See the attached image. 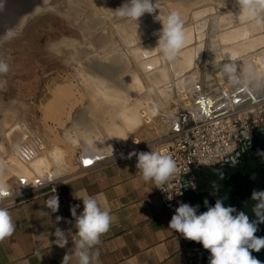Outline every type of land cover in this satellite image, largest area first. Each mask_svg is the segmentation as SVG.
Listing matches in <instances>:
<instances>
[{
  "label": "rangeland",
  "instance_id": "rangeland-1",
  "mask_svg": "<svg viewBox=\"0 0 264 264\" xmlns=\"http://www.w3.org/2000/svg\"><path fill=\"white\" fill-rule=\"evenodd\" d=\"M10 1L6 0V7L4 6V9L0 11V19L4 17L10 18L13 13L16 14L15 12L18 11L19 7H15L14 11L9 9ZM15 1L11 2V7L13 4H17L18 6V1H16L17 3ZM73 1L82 10L87 12L89 17L87 20H84L85 17L73 19L66 4L62 0H49L47 4L53 6L54 9L51 7L48 10L40 12L35 18L26 23L17 35L4 41L0 45V60H3L9 65V71L6 74H0V83L3 84V86H0L1 164L5 163L9 167L14 163L18 164L21 162L20 164L25 163L24 165H27L24 160L26 159L27 161L30 160L31 165L33 160L35 161L37 157L42 156L44 153L48 156L56 153L54 149L57 144L59 146L56 148L61 146L63 148L61 153L66 152L62 159L69 160V162L59 165L62 174L55 178V181L53 180L47 183L43 181L39 187L33 188L17 176L7 178L5 182L10 187L11 195L0 200L1 202L31 192L46 184L55 183L62 179H69L76 175L80 170L77 161L85 157L84 145L89 140L87 133L91 130L99 131H96L97 136L99 135L100 137L98 143L102 141L100 143L102 144L105 141L110 143L111 146H115L116 152L111 156H115L117 153L120 156H128L130 152L135 150H142L144 152L158 150L163 145L164 139L172 132L171 124L176 121L175 113L185 103L182 101L183 93L179 97L173 94L178 87L183 89L187 99L190 96L191 102L194 101L193 103H195V96L198 95V91L193 85L188 87L192 82H195V86L198 84L206 91L205 95L210 94L211 90L215 89L220 92L223 87L228 89L227 94L230 96L237 92L236 85L230 84L225 77H218L220 73L215 64L218 65L228 62L224 54H233L234 52L231 50H234L235 47L239 49L242 42H244L240 41L233 44L223 43L221 41L222 34L226 30H233L236 33L245 35L247 34L246 26L250 23H239L234 18L230 25L224 26V22H217V15L221 16L218 8L214 9L211 14H204L197 19L193 16L197 8L191 9L183 22L185 23V30L187 28H193V35L190 38L193 39V43L183 48L174 61H167L162 57L159 50L156 49L158 35L154 33H158L162 28V24L156 21L154 17L159 14L158 11H160L161 16L169 13L171 11L169 3L167 4L165 1L158 2L159 10L155 12L156 14L145 13L135 23L114 16L112 10L121 6L125 0H99L104 4L102 7L98 6L96 3L97 0H83L82 3L77 0ZM93 4H96V6H93ZM108 7L110 9L109 12L105 10ZM222 16L225 15L223 14ZM91 17L93 18V25L96 26L90 25L94 29L96 28L95 30L97 31L89 32L87 29H84L85 25L91 23V21L89 22ZM225 22L228 23V21ZM151 24L155 26L152 28ZM7 25L9 26V23H0V32H4V28ZM256 33V38H263V42L251 52V56L255 55V57L264 51V19L259 23V31ZM98 36H101L104 40L102 45L94 41L91 45L89 43L90 40ZM139 45L144 46L143 49H137ZM86 46H88L90 52L89 56L96 59L99 63L115 64V67L126 68L121 74H115L112 77L113 82L116 83L125 77H135V79L142 83L139 99L141 98L143 102L146 101L147 106L150 105L149 101L154 100L161 106V111L159 110L151 114L153 116L152 122L149 124L142 123L137 128H134L133 131H128L125 134V141L128 144L127 148H122L119 144L116 145L115 140L108 130L113 127L124 126L121 123L120 109L107 106L108 109L106 108L105 114L103 113V118L106 120L108 118L107 116H109L111 119L108 121V125L111 126L109 128L103 124L102 119H95L96 117L91 118L92 120H90L89 126L87 124L80 127L76 125V114L82 110L86 112V109L90 112L93 107V103L90 101V94L87 92L85 86L82 85L81 75L83 74L81 73L83 72L80 68V63L74 58L75 56L79 58L78 52L81 49L80 47L83 48ZM186 52L188 54L186 57L188 58L190 54L195 64L183 72L182 66L186 61L184 59ZM213 52L217 53L216 57ZM242 59V54L235 55L233 62L236 63ZM257 65H259L260 71L264 72L263 64L256 63L255 66ZM237 75L239 77L242 76L238 65ZM151 77L158 82L154 83ZM222 80H226V85L224 83L223 85L220 84ZM71 83L73 84L71 90L75 94L73 95V101L78 102V106L71 110L68 119H64V122L67 126L74 125L76 127L73 137L68 128L65 129L69 131L67 136L64 134V130L58 129L43 110L52 100L53 92L56 88L70 85ZM168 91L169 97L167 96ZM200 95L202 94L200 93ZM134 101L131 99L128 106H134ZM140 110L141 108L139 112ZM171 114L174 115L170 118L169 116ZM13 129H16L24 140H20L19 143L14 144L10 137V132ZM25 140L33 143V145L27 146L29 142L27 143ZM40 147H43V149L40 150ZM28 149L37 151L39 155L32 154V157L29 156L28 154L31 151ZM104 159L94 160L103 161ZM33 165L27 168L35 171ZM55 166H58V164ZM43 170L40 171L43 172ZM208 170L203 168L198 171V174L208 173ZM41 176L38 175V178L44 180V173ZM204 188L205 190L201 193L203 201L205 199L208 200V190L206 191V186Z\"/></svg>",
  "mask_w": 264,
  "mask_h": 264
},
{
  "label": "bare ground",
  "instance_id": "bare-ground-1",
  "mask_svg": "<svg viewBox=\"0 0 264 264\" xmlns=\"http://www.w3.org/2000/svg\"><path fill=\"white\" fill-rule=\"evenodd\" d=\"M14 1H10V4L9 3L8 4L10 5L9 9L13 11L15 7H19L18 11L15 12L16 14L13 13V15L10 16V18L4 17L0 19V23H9V26H11V27H9L8 25L5 26L6 28H4L5 29L4 32H0V45L4 41L9 40L13 38L15 35H17L23 29L26 23H28L30 20L35 18L40 12L48 10L51 7L53 8V6L47 4L49 0H16L18 1V6L17 4L16 5L13 4L14 7L13 6L11 7V4H12L11 2H14ZM62 1L64 4H66V7L70 11L71 17L73 19H77V18L79 19L80 17H83V18L85 17L86 19L84 18V20H87V18H89L87 12L82 10V8H80V6H78V4L75 3L73 0H62ZM77 1L82 3L83 0H77ZM162 1H165L167 4L169 3V6L171 7V11L173 10L178 11L181 14L182 20L187 18L188 13L191 9L197 8V11H195L193 14L194 18L197 19V18H200L204 14L206 15L207 13L211 14V12L214 9L218 8L221 12L220 14L221 16L217 15V22L218 23L224 22L223 23L224 26L230 25L233 22L232 20H234L235 18L234 15L237 14L239 11L236 0H157V3L162 2ZM96 3L98 4V6H101V7L104 6L103 2L99 0H97ZM93 6H96V4H93ZM105 10H107L108 12L110 11L109 7L105 8ZM92 13L94 14V12ZM223 14L225 16H222ZM91 18L89 20V22L91 21V23H88L87 25H85L84 29H87L89 32L97 31L95 30L96 28L94 29V27H91L93 25L92 23L93 18L92 19ZM225 21H228V23ZM82 22H83V19H82ZM247 23H250L249 25L246 26L247 34L241 35L239 33H236L233 30L232 31L226 30L221 36V41L223 43L233 44L236 42L244 41L242 42V45L239 49L235 47L234 50H231L232 52L235 53V55H239V54L243 55V59L237 61L235 64L239 66V70L242 74L240 79L244 82L240 84H236L237 92L231 96L227 94L228 89H226V87H223L222 91L220 92L216 89L211 90L210 94L204 96L207 99L202 101V103L205 106H203V104L196 106V104L193 103L194 101L191 102L190 96H188L189 99H187L186 95L184 94L183 89H180L181 87L180 88L178 87L173 94L179 97V95L183 93L182 101H184L185 103H184V106L179 108L177 113H175V120L177 121V123L179 119H181L182 117L185 118L186 115L192 116L193 118L200 120L201 118H203L204 108H205L204 111H206L208 114L218 113L221 111H228V110L233 109L235 107L236 102L244 101L247 95L252 96L254 98V101L257 100L256 96H261V97L264 96V72L260 71L261 69L259 65L255 66L256 63H261L264 66V51L260 52L258 54L259 56H256V57L255 55L251 56V52L253 51V49H255L259 44L263 42V38L261 37L256 38L257 37L256 32L259 31V24H257L256 21H249ZM153 24H151L152 28L155 26V25L153 26ZM93 26H96V25H93ZM10 29H14V30H10ZM185 31L187 34V43L185 47H188V45L193 43V39H190L192 38V35H193V28H187V30ZM93 41L100 43L101 45L104 42L101 36L92 38L89 43L92 45ZM130 42L133 43L132 41ZM143 47L144 46L139 45L137 49L141 50L143 49ZM80 48L81 49L78 52L79 58H77L76 56L74 58H76L80 63V68L83 72L81 73L83 74L81 75L82 85L85 86V88L87 89V92L90 94L89 95L90 101L93 103V107L90 112L87 111L86 109V112H84L85 110L84 111L82 110L76 114V118H77L76 125L78 127L84 126L86 124L87 126H89L90 120H92L93 117H96L95 119H98V118L100 120L102 119L103 124L107 128H109L111 126L108 125L109 124L108 121L111 119L109 118V116H107L108 118L104 116L106 120L103 118V115L105 114L104 112L106 111L107 106L120 109L121 110L120 111L121 123H123L124 126L121 125L119 127H113L108 130L110 131L112 138L115 140L116 145L119 144L122 148H127L128 144H127V141H125V136H126L125 134L128 133V131H133L134 128H137L142 123L149 124L150 122H152L153 116L151 114L156 113L159 110L161 111V106L155 100L149 101L150 105L147 106L146 101L143 102L141 101V98L139 99L140 90L142 89L141 88L142 83L138 81L137 79H135V77H125L116 83L113 82L112 77L115 74H121L124 71V69H126L125 67H115V64H109V63L101 64L96 59L91 58L89 56L90 52H89L88 46L83 47V48L80 47ZM187 55H188L187 52L185 56L183 55L184 59H186V61L184 60L185 62L182 66L183 72L186 71L185 69H190V67L194 66L195 64L193 57L189 54L187 58L186 57ZM152 66H151V69H152ZM98 75H101V76H98ZM218 77L223 78L224 76L221 74H218ZM151 78L153 79V77ZM153 82L157 83L158 81L156 79H153ZM223 83L226 85V80H222L220 84L223 85ZM71 84L56 88V90H54L53 92L52 100L44 107L43 110L46 116L55 123L58 129L64 130L65 131L64 134L67 136L69 131L65 129L68 128L71 131V134L73 137L75 135L74 129H76V127H74V125L67 126L66 123L64 122V119L66 118L68 119L71 110L74 107L78 106L77 105L78 102L76 103L75 101H73V95L75 94H73V90H71L73 88L72 87L73 84L72 85ZM191 85L195 87V82H192L191 84H189L188 87ZM168 95H169V91H168L167 96ZM198 98L201 99L202 97L198 94ZM131 99L135 100L134 101L135 104H133L134 106L132 107L128 106V103L130 102ZM195 99L197 100V95L195 96ZM82 101H79V102H82ZM207 101L209 104L208 106H206L205 104ZM140 108L141 110L139 112ZM173 115L174 114H171L169 117L171 118ZM90 127L92 129L91 125ZM91 131L87 133V135H89L88 137L89 140L86 141L84 145L85 157L82 160L77 161L79 165L81 162H83L87 158L104 159V158H107V156L109 157L111 155H114L116 152L115 146L114 147L111 146L110 143H107L105 141L102 144H100L102 141L98 143V140L100 138L99 135L97 136V133H96V131L98 130L96 131L91 130ZM100 136L102 135L100 134ZM10 137L14 144L19 143L20 140H24V138L21 137V135L16 129H13L10 132ZM26 142L25 144H27L29 141L27 143ZM96 143L97 145H95ZM31 144L33 145V143L29 142L27 146H32ZM57 146L59 145L57 144ZM57 146H55V149H54L57 154L54 153L53 155L48 156L44 153L42 156L37 157L35 161L33 160V163L31 165H30L31 163L30 160L27 161L26 159H24L27 165H24L25 163L20 164L21 162H19L18 164L14 163L13 165L8 167L5 165V163L1 164L2 160L0 159V168H2L3 170L2 174H0V180H3L5 182L7 178L12 177V176H17L23 182H27L33 188L39 187L43 181L44 182L46 181V183L49 181L52 182L55 178H57L60 174H62V170H61V167H59V165L69 162V160L62 159V157H64L66 154V152L61 153V150H63L62 146L56 148ZM41 149H43V147H40V150ZM112 149H113V152H112ZM28 150L31 151V149H28ZM32 154L39 155L37 154V151L35 150L31 151V153L28 155L31 156ZM56 164H58V166H55ZM32 165L34 166L33 169L35 171H33L32 169L29 170V168H27L28 166L31 167ZM40 170H43V172H41ZM43 173L45 175V178L44 180H41L40 178H38V175L41 176ZM41 178L43 177L41 176Z\"/></svg>",
  "mask_w": 264,
  "mask_h": 264
},
{
  "label": "clouds",
  "instance_id": "clouds-1",
  "mask_svg": "<svg viewBox=\"0 0 264 264\" xmlns=\"http://www.w3.org/2000/svg\"><path fill=\"white\" fill-rule=\"evenodd\" d=\"M236 3L239 11L234 16L239 23L256 21L259 24L264 19V0H236ZM5 4L6 0H0V11L4 9ZM157 10H159L157 0H125L121 6L112 11L116 18L137 23L145 13L153 14ZM154 19L162 24L158 33H154L158 35L156 49L165 60L174 61L187 43L181 14L173 10L161 16L159 11ZM213 53L216 57L217 53ZM224 57L228 62L215 64L218 72L230 84L243 83L244 81L237 75V65L233 62L235 54L225 53ZM8 71L9 65L0 60V74H6ZM0 86L3 84L0 83ZM133 155L137 157L136 168L142 179L145 182H153L157 188L162 189L161 186L169 182L179 171L176 161L169 154L154 150L140 151L130 153L128 158ZM121 158H124L123 155ZM2 171L0 168V174ZM189 184L191 182H186L184 186L188 187ZM213 188L218 191L215 184ZM10 195L9 185L0 180V200ZM73 196L82 201L83 210L77 215L80 205L70 206L69 211L74 218V223L66 220L65 223L72 225L67 230L56 226L64 220L61 216L56 217L55 230L51 233L55 238L53 243L63 249L69 244V235L72 234L71 243L75 246L73 254L77 264H97L99 252L94 249L101 243V237L110 230L113 217L107 207L102 205L100 199L83 191ZM251 199L255 201L252 207V212L256 216L255 220H250L245 212L237 211L232 206L226 207L222 199H217L214 206H209L205 199L207 211L201 214H197L199 204L190 205L180 202L169 222V228L180 233L185 239L201 243L204 249L209 250L211 254L209 264H262L251 255V252H259L264 248V237L255 235L258 224L264 223V190H253ZM45 203L51 213L59 210L58 195H50ZM16 229L17 225L10 211L0 207V243L13 237ZM73 229H75L74 232ZM71 259L72 255L66 252L61 264H69Z\"/></svg>",
  "mask_w": 264,
  "mask_h": 264
},
{
  "label": "crops",
  "instance_id": "crops-1",
  "mask_svg": "<svg viewBox=\"0 0 264 264\" xmlns=\"http://www.w3.org/2000/svg\"><path fill=\"white\" fill-rule=\"evenodd\" d=\"M123 157L117 153L91 168H79L69 179L0 201L17 225L13 237L0 243V264H61L66 252L72 255L69 264H77L72 234L62 249L53 243L51 233L57 216L64 220L56 226L72 227L65 221L74 223L71 205H80L77 215L83 210L82 201L73 196L82 191L100 199L113 217L110 230L94 249L99 252L97 264H186L182 243L169 228L171 219L165 215L155 184L145 182L129 156ZM198 171L195 177L202 175ZM54 194L59 197V210L51 213L45 202Z\"/></svg>",
  "mask_w": 264,
  "mask_h": 264
},
{
  "label": "built area",
  "instance_id": "built-area-1",
  "mask_svg": "<svg viewBox=\"0 0 264 264\" xmlns=\"http://www.w3.org/2000/svg\"><path fill=\"white\" fill-rule=\"evenodd\" d=\"M263 144L264 100L171 132L161 148L156 150L171 155L179 169L169 182L161 186L162 189L156 187L165 215L171 219L180 202L200 205L195 177L197 170L220 165L228 159L232 160L243 149L249 150ZM129 159L138 170L137 157L133 155ZM88 168L91 167L83 169ZM186 182L191 184L185 187ZM177 236L183 246L186 264H207V253L201 243L185 239L180 233Z\"/></svg>",
  "mask_w": 264,
  "mask_h": 264
},
{
  "label": "flooded vegetation",
  "instance_id": "flooded-vegetation-1",
  "mask_svg": "<svg viewBox=\"0 0 264 264\" xmlns=\"http://www.w3.org/2000/svg\"><path fill=\"white\" fill-rule=\"evenodd\" d=\"M196 183L201 207L199 214L207 211L201 196L206 186L209 206H214L217 199H222L226 207L232 206L237 211L245 212L250 220H255L256 216L252 212L255 201L251 199V194L253 190H264V144L249 150L243 149L218 169H209L208 173L196 177ZM213 184L218 191L213 188ZM255 235L264 237V223L258 224ZM210 255L208 251L207 264ZM251 255L264 264V248L259 252L252 251Z\"/></svg>",
  "mask_w": 264,
  "mask_h": 264
},
{
  "label": "water",
  "instance_id": "water-1",
  "mask_svg": "<svg viewBox=\"0 0 264 264\" xmlns=\"http://www.w3.org/2000/svg\"><path fill=\"white\" fill-rule=\"evenodd\" d=\"M195 87H196V90L198 91V94L199 95H200V93L202 94V95H200L202 98L199 99L198 98V95H197V100L195 101L196 106H199V105L203 104L202 101H204L205 99H207V98L204 97L205 94H206V91H204L198 84ZM256 99L257 100L254 101V98L252 96L247 95V97L244 99V101H242V102H236L235 107L233 109L228 110V111H221V112H218V113L208 114L206 111H204L205 110V108H204V110H203V118H201L198 121H196L192 116L186 115L185 118L182 117L181 119H179L178 123H177V121H175V122H173L171 124L172 125V132L179 131L181 128L187 127L190 123H199V122H202L204 120L212 119V118H215V117H218V116L227 114V113L231 112L232 110H238V109L244 108L246 106H249L251 104L257 103V102H259L261 100H264V96H262V97L261 96H256ZM205 104H206V106H208L209 105L208 104V101ZM203 106H205V105L203 104ZM86 161H91V163H86ZM228 161H229V159L226 160L224 163H222L220 165L212 166V167H209V168H206V169H215L216 170L221 165L226 164ZM98 162H101V161H96V160H94L92 158H87L83 162L80 163L79 168L80 169H83V168H87V167H93ZM201 169H203V168H201ZM201 169H199V170H201ZM204 251L206 253H208L209 250L204 249ZM205 260L208 261V258H206Z\"/></svg>",
  "mask_w": 264,
  "mask_h": 264
},
{
  "label": "snow or ice",
  "instance_id": "snow-or-ice-1",
  "mask_svg": "<svg viewBox=\"0 0 264 264\" xmlns=\"http://www.w3.org/2000/svg\"><path fill=\"white\" fill-rule=\"evenodd\" d=\"M86 163H91V161H86Z\"/></svg>",
  "mask_w": 264,
  "mask_h": 264
}]
</instances>
